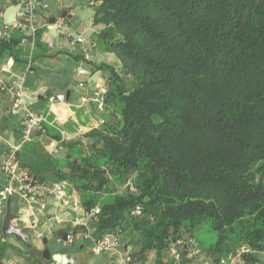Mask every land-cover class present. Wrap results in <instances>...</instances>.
I'll use <instances>...</instances> for the list:
<instances>
[{
    "label": "trees",
    "instance_id": "obj_1",
    "mask_svg": "<svg viewBox=\"0 0 264 264\" xmlns=\"http://www.w3.org/2000/svg\"><path fill=\"white\" fill-rule=\"evenodd\" d=\"M94 24L118 59L99 66L105 119L52 171L100 207L94 237L120 229L135 264H166L179 236L213 264L242 245L264 264V0H100ZM204 227L216 241L200 248Z\"/></svg>",
    "mask_w": 264,
    "mask_h": 264
},
{
    "label": "crops",
    "instance_id": "obj_2",
    "mask_svg": "<svg viewBox=\"0 0 264 264\" xmlns=\"http://www.w3.org/2000/svg\"><path fill=\"white\" fill-rule=\"evenodd\" d=\"M99 1L0 0V30L10 25L0 40L11 44L0 52V190L7 183L2 163L10 144L21 137L23 130L21 117L11 111V87L15 85L17 76H21L24 97L30 100L26 104L29 109L43 113V124L47 129L44 134L38 133L34 142L24 146L20 154L21 163L27 164L26 168L32 165L36 170L39 169L40 177L51 176L49 179L38 178L63 187L67 194V200L59 204L51 198L48 209L43 213L37 209L34 212V208L20 197L12 198L11 212L14 217L11 233L7 235L2 231L5 214L0 215V264H39L28 253L29 248L34 247L43 253L47 252L48 247L55 250L62 243L63 236L73 229L77 231L78 237L72 244L68 243L48 254L51 256L50 262L59 252L63 254H59L58 261L67 264H117L120 258L121 254L114 248L95 251L93 238L98 215L93 210L99 206L87 210L72 183L67 179L58 181L52 175L53 170L65 172L69 159L76 156V150L69 149V144L83 140L88 132L98 128L105 119L104 109H99L96 99L101 96L106 99L108 71L99 69V66L103 63L117 65L118 59L109 50L110 39L104 32V26L94 24L95 7ZM27 3L31 4L30 12L24 15L19 11L17 22L7 24L1 10L13 5L23 7ZM60 9L66 10L71 19H58L53 24L51 20ZM78 37L84 41L78 42ZM9 57L15 60L12 71H2ZM85 96L88 97L86 102L82 101ZM50 97L55 99L51 101ZM75 197L79 199L77 208L73 204ZM55 214L60 219L51 220ZM36 218L38 222L33 224ZM27 227L32 229L28 234ZM28 235L30 247L27 248L22 239L27 242ZM107 235L122 238L120 229L116 234ZM181 239L179 236L177 241L172 240L169 244L170 255L166 258V264H179L181 260L191 261V264H201L198 260L204 263L209 261L204 260V256L196 258L195 251H188L186 257L177 258L179 251L186 250ZM119 244L133 248L128 242L120 241ZM70 256L72 261L68 260ZM155 258L153 251L145 264H154Z\"/></svg>",
    "mask_w": 264,
    "mask_h": 264
},
{
    "label": "built area",
    "instance_id": "obj_3",
    "mask_svg": "<svg viewBox=\"0 0 264 264\" xmlns=\"http://www.w3.org/2000/svg\"><path fill=\"white\" fill-rule=\"evenodd\" d=\"M31 4L27 3L21 7V14L27 15L30 12ZM23 11V12H22ZM10 26V25H9ZM5 27L0 30V38L4 37L6 30L9 27ZM19 26H22L21 24ZM78 42H83L82 37L77 38ZM15 60L13 57H9L2 67V71L11 72L14 66ZM22 77L17 76L15 80V85L11 87V93L13 95V102L11 105V111L14 114H18L21 117V123L23 126L22 135L17 141H13L10 144V148L5 156V159L2 163V172L7 178V183L5 187L0 190V215H4L6 212V203L9 199L20 197L29 207L39 210L40 213H43L48 209V202L53 198L59 204L61 201L67 200V194L63 187L59 185H51L44 180L39 179L34 174L30 172L28 168L22 165L20 160V154L25 144L34 140L37 134L46 133L47 129L44 123V115L42 112L33 111L28 108L26 101L24 99V93L22 88ZM55 97H50V100L53 101ZM82 101H88V97H83ZM98 107L100 110L104 109V98L101 96L96 99ZM78 198H73V204L78 207ZM141 206H136L135 213L140 212ZM94 214L98 215L100 208L97 207L94 210ZM40 217V216H39ZM58 220L60 217L58 214H55L51 220ZM38 222L36 218L33 224ZM87 236H91L87 234ZM77 231L74 229L67 235L68 241L70 244L74 242L77 238ZM95 251H105L113 246L120 243V238L118 235H106L102 238L96 239L93 238ZM250 249L248 246L242 245L237 248L235 251H231L222 258L217 263L214 264H244L243 256L248 253ZM180 255L176 254V257L179 258ZM117 264H135L134 258L128 252L124 255H120V258ZM205 264H213L211 261L206 262Z\"/></svg>",
    "mask_w": 264,
    "mask_h": 264
},
{
    "label": "water",
    "instance_id": "obj_4",
    "mask_svg": "<svg viewBox=\"0 0 264 264\" xmlns=\"http://www.w3.org/2000/svg\"><path fill=\"white\" fill-rule=\"evenodd\" d=\"M21 9V6L20 5H13V6H10V7H7V8H3L1 10V12L4 13L5 15V21L7 24H12L14 22H17V15H18V12L20 11ZM71 19V16L68 14V12L66 10H63V9H60L56 12V14L54 15L53 19L51 20V22H53V24L55 22H57L58 19ZM69 24V23H68ZM49 95V94H48ZM26 103H29L30 100L27 98V97H24ZM70 157V155H68ZM75 163H80L78 161V159H75L74 160ZM11 199H9L6 203V212H5V215H4V221H3V225H2V231L7 235L9 233H11V222L13 220V217H14V214L11 212ZM21 229V228H19ZM26 229V233L28 234V232L30 230H32L30 227H27L25 228ZM172 240L174 241V239L172 238ZM23 243L25 244V246L28 248L30 247V244L29 241H30V236L28 235V241L26 242L24 239H22ZM45 242H47V240L45 239ZM69 241H68V238L67 236H63V240H62V243L58 244L59 247L57 246L55 250H59L61 248H63L66 244H68ZM47 244V243H46ZM70 244V243H69ZM191 246V243H189V247ZM167 248V251L169 250V244H167L166 246ZM114 250H116L117 252H119L121 255H124L126 254L128 251H130V246H126L125 244H117L115 246H113ZM54 248L51 249V247H48V250L46 253H43L42 251L34 248V247H31L29 248V254L34 256L35 259L38 261L39 264H67V263H62L61 261H58L59 260V254H63V253H58L57 255H55L54 257H52L53 259V262H50V257L51 256H48V254L52 253L53 251H55ZM61 251V250H60ZM184 254H187L188 250H184L183 251ZM67 255V254H66ZM68 260L72 261V258L71 256L68 257ZM69 264H72L69 263ZM79 264H83V263H79ZM179 264H185V261L184 260H181L179 262Z\"/></svg>",
    "mask_w": 264,
    "mask_h": 264
},
{
    "label": "rangeland",
    "instance_id": "obj_5",
    "mask_svg": "<svg viewBox=\"0 0 264 264\" xmlns=\"http://www.w3.org/2000/svg\"><path fill=\"white\" fill-rule=\"evenodd\" d=\"M133 182H134V180H133L132 176L129 177L128 184H130L132 186V188L134 187ZM126 183H124V182L121 183V181H119V180H113V182L111 184L112 191H114L115 193H121L122 194L123 192H125L126 185H127ZM133 189H135V188H133ZM101 194H102L101 195L102 197L110 196L109 194L106 195L103 192ZM197 239L199 241L198 245L200 248H205V247H209V246L211 247V245L214 244V242L216 241V234L213 231H211V229H209L208 227H204L203 229H201L200 232H198ZM199 262L201 264L204 263L203 260H200V261L198 260V263Z\"/></svg>",
    "mask_w": 264,
    "mask_h": 264
}]
</instances>
